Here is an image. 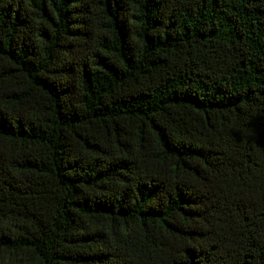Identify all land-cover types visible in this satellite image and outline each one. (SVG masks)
<instances>
[{
  "label": "trees",
  "instance_id": "1",
  "mask_svg": "<svg viewBox=\"0 0 264 264\" xmlns=\"http://www.w3.org/2000/svg\"><path fill=\"white\" fill-rule=\"evenodd\" d=\"M0 264H264V0H0Z\"/></svg>",
  "mask_w": 264,
  "mask_h": 264
}]
</instances>
